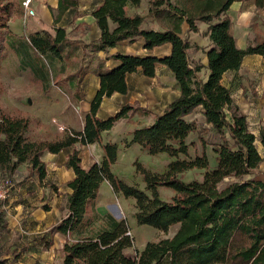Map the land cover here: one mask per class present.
<instances>
[{"label": "trees", "instance_id": "1", "mask_svg": "<svg viewBox=\"0 0 264 264\" xmlns=\"http://www.w3.org/2000/svg\"><path fill=\"white\" fill-rule=\"evenodd\" d=\"M234 1L238 0H150L149 14L162 27L154 29L144 26V15H130L126 10L128 4L138 7L142 0H102V5L92 11L101 34L98 39L85 42L71 38L66 26L58 25L79 0H58L57 7L50 5L54 33L41 29L27 35L14 32L9 24L11 19L24 14L22 0H0V97L8 88L1 74L12 53L18 60L17 74L26 75L44 93L52 86V66L56 62L61 63L59 73H66L64 80L74 88L80 86L89 71L100 77V87L84 114L82 130L67 129L54 138L34 136L35 118L30 114L0 111V174L10 175L26 163L43 182L48 176L43 155L73 147L66 161L75 172L68 181L71 191L66 195L67 211L48 230L51 235H66L64 256L59 254L63 264H264V179L253 176L264 162L257 144L259 139L264 145V126L258 135L249 129L247 114L223 83L224 74L239 69L247 54L264 56V38L250 42L246 48L237 45L231 32V18L226 14ZM254 1L264 9V0ZM197 20L209 24L211 46L206 50V80L198 74L203 63L191 61L190 40L183 35L184 23L188 24V31L199 30ZM139 37H143L147 50L170 43L171 51L162 57L121 54L114 67L106 66L98 55L120 41H135ZM158 63L173 71L181 93L167 103L162 113L155 114L151 123L132 130L130 143L140 144L150 154L167 153L173 158L162 173L135 162L137 172L145 178L148 193L113 172L118 143H101V160L88 167L82 165L77 145L102 142L103 131L112 129L129 111L139 109L127 103L108 117L98 115L105 96L128 91V74L141 69L143 74L153 77ZM57 82L60 84V80ZM198 107L222 138L214 147V167L205 147L201 153L190 155L187 138L196 131L197 124L188 115ZM196 168L204 170L202 179L182 178L183 173ZM105 180L115 191L135 198L138 223L166 232L178 224L176 232L149 240L143 249H136L134 256L129 255L127 249L134 246V237L127 219L97 210L96 201ZM160 186L172 188L174 196L170 200L161 198ZM44 207L50 209L49 205ZM53 242L44 240L47 247ZM15 257L10 263L1 260L0 264H15Z\"/></svg>", "mask_w": 264, "mask_h": 264}, {"label": "rangeland", "instance_id": "2", "mask_svg": "<svg viewBox=\"0 0 264 264\" xmlns=\"http://www.w3.org/2000/svg\"><path fill=\"white\" fill-rule=\"evenodd\" d=\"M149 6L150 0H144L143 4L139 5L137 9L138 11L142 9L145 12V27H149L156 20L153 15L149 14ZM128 9L132 14L134 13L133 8L129 7ZM197 25L198 31H188L187 28V34L183 33V35H187L190 40L189 53L191 61L201 62L208 46L211 44V40L207 34L208 26L206 22L197 20ZM66 28L70 36H81L87 31L90 32L92 24L84 21L81 25H75L74 23L71 27ZM164 50L162 49L163 52ZM191 55L198 57V60H193ZM17 61V57L12 53L4 63L1 75L8 88L0 97V111L3 110L8 113L21 111L30 114L35 118L34 122H32V134L34 136L54 138L62 135L67 129H75L73 125L76 123L78 110H76V106L73 103L78 102L77 96L79 97L80 86L74 88L64 80L66 73L64 74L62 71L59 73L61 63H53L52 86L48 93H44L32 85L26 75L17 74ZM164 78L168 82L170 76L165 73ZM57 79L58 81L60 80V84H58ZM53 81H56V83ZM131 104L139 107V109L129 111L126 116L117 121L112 129L103 131L102 142H95V147L91 146V144L84 145L85 147L78 144L77 147H80L82 163L85 162L89 166L92 160H101L104 154V151L101 150L103 141L108 139L119 140L122 143L119 147L121 149L125 148V151L121 150L119 160L112 166L113 172L129 184L136 185L149 193L146 188L145 178L141 173L137 172L135 162L138 161L153 172L162 173L167 169L168 163L173 158L167 153L150 154L142 146L126 149L128 147L126 141L129 133L137 126L150 123L155 117V113H152L151 109L142 107L139 103ZM193 113V119L197 121L199 127L187 138L190 145V155L195 156L197 153H201L203 147H205L209 159H212L214 157L213 145L220 143L222 140L221 135L216 132V129L210 128L204 123L203 116L200 113ZM60 118L68 122L64 123L60 121ZM257 144L261 153L264 154V148L261 146L259 139ZM45 154L43 159L47 162L48 169L46 180L38 182L37 174L31 177L33 173L28 167L24 169L18 168L21 172V177H14V186L10 197L0 204V214L3 213V216L5 215L6 217L3 218V230L7 235L11 236L13 241H17L20 244L21 251L19 254H25L24 258H22L23 264H63L61 258L64 256L63 245L66 241V236H55L52 246L47 247L44 244L45 235L41 233L43 231L42 228L46 227V225L44 226V224L42 225L38 222H47L52 225L58 216L62 218L66 213V195L70 190L68 181L72 179L70 178V173H72L70 171L72 170L66 165L69 153L66 155L64 153L55 155L49 160H46L47 156ZM213 164V162L210 163L212 167ZM203 172V169L198 168L188 170L183 173L182 178L186 181L195 178L202 179ZM3 175L5 174H0V177ZM253 176L258 179H264V162ZM159 193L161 198L170 200L174 196L175 191L168 186H160ZM44 205L54 208V212L50 216H44L47 210ZM96 206L98 209L105 211V213L110 212L118 219H127L134 237V246L128 248L127 253L132 256L136 254V249H143L149 240L172 236L178 229V224L171 226L166 232L149 224L138 223L135 217V198L126 197L123 193L115 191L109 182H104L101 185ZM98 224L96 223V225ZM30 240L33 242L32 245L28 243ZM27 245H31L34 248V250L31 249L35 253L34 256L24 252V248Z\"/></svg>", "mask_w": 264, "mask_h": 264}, {"label": "crops", "instance_id": "3", "mask_svg": "<svg viewBox=\"0 0 264 264\" xmlns=\"http://www.w3.org/2000/svg\"><path fill=\"white\" fill-rule=\"evenodd\" d=\"M143 2L144 0H142L141 4H143ZM32 5L36 10V14L33 16L23 14L20 17L11 19L9 22L11 29L21 35H27L30 32L41 29H48L54 33V16L50 9V5L53 7H57L58 0H33ZM101 5L102 0H88V2H86V0H79V3L75 7L64 14L62 20L58 25L71 27V25H73L74 23L75 25H81L84 23V21H86L92 24V29L90 30V32L87 31L81 36L73 35L71 36V38H80L85 42L96 40L101 34V29L92 14V11ZM129 7L133 8V14L128 9ZM138 8L139 6L135 7L131 4H128L126 6V10L130 15H144L145 12L142 9L138 11ZM226 14L231 18V32L233 33L236 39V43L240 48H246L250 42H256L264 38V9L259 8L255 4L254 0L234 1ZM111 24L113 25V23ZM206 24L207 26H209L207 22ZM148 28L162 29V27L156 20H154V22H152ZM187 28L188 25L184 24L183 33L187 34ZM210 46L211 44L208 46V48ZM162 49H165L164 52L162 51ZM170 51V43H165L163 45L156 46L151 50H147L144 48L143 37H139L135 41H130L128 39L120 41L117 46L108 47L104 50L99 51L98 55L104 60L106 66L114 67L119 63L118 56L121 54H152L158 57H162L169 54ZM191 57L193 60H198V57H195L194 55H191ZM201 63H203L204 66L201 68L198 74L202 79L206 80L209 75V69L207 67L208 57L206 53L205 56L201 59ZM165 73L170 76L168 82L166 81V78H164ZM127 81L129 88L126 93L116 92L111 96H105L103 98L98 111V115L100 117L105 118L116 113L122 105L127 103H139L140 106L151 109L152 113H162L167 103L181 93L180 86L175 78L173 71L169 69L168 66L162 63L157 64L155 76H146L142 73L141 69H139L136 72L128 74ZM223 83L231 89L232 97L234 98L235 102L242 108V110L247 114L249 124L252 125L255 133L258 135L260 127L264 126V56L258 53L247 54L244 57L239 69L229 70L224 74ZM99 87L100 77L94 72H87L80 84L79 97L77 96L78 102H72L76 106V110H78L76 123L75 125L72 124L76 130H82L84 125L83 114L90 109L91 100ZM194 112L200 113L203 116L201 107H198ZM192 114L194 113L188 115L189 119H193ZM154 118L152 119V121L154 120ZM60 121L64 123L68 122L67 120L65 121L61 118ZM216 132L219 134L217 130ZM131 138L132 131L127 136L129 145L128 147H126V149L131 147L139 148L138 146H141L140 144L130 143ZM107 141H113L118 143L119 145H122L119 140L110 139L103 141V143ZM91 146L95 147L96 143H91ZM215 146L216 144L213 145L214 157L212 159L210 158V163H214L213 167L217 164V154L214 150ZM261 146H263L264 148L263 144ZM72 148V146L66 147L58 153L46 152V160H49L53 158V156L58 154L64 153L66 155L72 151ZM101 150L103 151L102 148ZM121 150L125 151V148L121 149V147H119L118 160L120 158ZM64 160H66V158H64ZM93 161L94 160H92L89 165H91ZM82 165L84 167H88L85 162L82 163ZM18 168H27V164L23 163ZM70 170H72L70 171L72 172L70 173V178H73L75 176V172L73 168H70ZM35 175L36 174L33 173L31 177H34ZM104 182L109 181L105 180ZM104 182H102V184ZM69 191H71V189ZM53 210L54 208L46 210L44 216H50L51 213L54 212ZM98 211L103 214L105 213V211H102L101 209H98ZM3 218L6 217L5 215L3 216V213H1L0 261L6 260L8 263H10L12 259H14L15 255H17V259L15 257V264H23L24 262L22 261V258H24L25 254H19V252L21 251L20 244L17 241H13L11 239V236L7 235L6 232H4L2 226V223H4ZM60 220L61 217L58 216L57 220L54 221L52 225L58 223ZM38 223L42 225L44 224V226L46 225V227L42 228V232L41 230H39V232L44 233V240H54L55 236L58 237L60 235L66 236L60 232L51 235L48 233V230L52 225L47 222L44 223L39 221ZM38 226L40 225L38 224ZM28 243L32 245L33 242L32 240H30ZM31 245H27L26 248H24V252H28L30 256H34L35 253L31 250H34V248L31 247Z\"/></svg>", "mask_w": 264, "mask_h": 264}, {"label": "built area", "instance_id": "4", "mask_svg": "<svg viewBox=\"0 0 264 264\" xmlns=\"http://www.w3.org/2000/svg\"><path fill=\"white\" fill-rule=\"evenodd\" d=\"M32 3H33V0H23L22 1L24 11H25L24 15H32L33 16L36 14V10L33 7ZM203 121L206 125H208V127L214 128L212 123H209L206 120V117L204 115H203ZM196 124H197V128H198L199 125H198L197 121H196ZM248 124H249V122H248ZM249 129L251 131L255 132L254 128L250 124H249ZM20 173L21 172L17 168L14 173H12L10 175L5 174L2 177H0V204L10 197L11 192L13 190V186H14L13 179L15 176H16V178H20L21 177Z\"/></svg>", "mask_w": 264, "mask_h": 264}]
</instances>
